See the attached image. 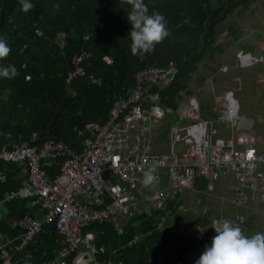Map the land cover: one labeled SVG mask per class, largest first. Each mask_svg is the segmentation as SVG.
Segmentation results:
<instances>
[{"label":"trees","instance_id":"obj_1","mask_svg":"<svg viewBox=\"0 0 264 264\" xmlns=\"http://www.w3.org/2000/svg\"><path fill=\"white\" fill-rule=\"evenodd\" d=\"M257 1L144 0L150 14L165 16L169 35L141 58L131 54L127 19L131 6L125 0H30L35 7L27 13L21 11L20 0H0V39L11 48L0 66L14 65L19 72L12 79L0 77V150L14 152L26 146L39 152L46 144L62 143L79 152L87 124L105 122L116 101H128L137 89L138 73L173 63L178 74L161 91L160 100L171 111L158 132L169 136L182 97L191 94L190 82L199 65L223 53V47L215 46L218 24ZM230 32L236 37L237 32ZM142 101L148 107L152 104L144 96ZM200 108L205 120L208 113ZM218 114L214 113L215 121ZM65 160L61 155L42 157L45 177L56 179ZM30 162L0 160V201L30 179ZM205 183L199 178L196 185L205 188ZM147 204L134 217L122 218L120 229L114 221L96 222L85 229L94 235L98 262L146 264L159 253L170 261L204 249L216 234L209 217L197 218L196 228L185 234L176 233L175 229L194 218L178 211L186 208L180 193L163 206L173 215L159 231L157 218L167 209ZM51 206L34 189L0 206V264H76L78 253L66 258L61 254L67 245L55 220L46 221ZM26 218L41 224L28 241L22 226ZM241 226L246 235H252L249 221ZM203 227L205 239L200 235ZM135 237L139 240L131 245Z\"/></svg>","mask_w":264,"mask_h":264},{"label":"built area","instance_id":"obj_2","mask_svg":"<svg viewBox=\"0 0 264 264\" xmlns=\"http://www.w3.org/2000/svg\"><path fill=\"white\" fill-rule=\"evenodd\" d=\"M238 60L241 68L258 64L264 67L263 56L241 53ZM176 72L173 65L167 68L151 66L138 73L137 89L133 96L128 101H116L105 122L87 124V137L79 152H72L62 143L46 144L39 152L36 148L26 146L19 147L14 152L0 150V160L31 161L30 179L18 191H13L2 199L0 206L7 200L34 189L41 199L51 202L46 221L55 220L58 233L63 236L67 245L61 254L66 258L71 253H78L76 264H116L98 262L94 235L85 229L96 222L105 221L116 222L120 229L122 218H132L142 212L144 189L155 190L149 196V202L155 209H167L164 207L169 200L184 190L194 189L199 178L206 181L207 191L213 192L214 184L222 176L231 175L236 180L237 187L229 202L239 207L246 206L252 194L263 204L260 212L264 215V138L256 132L261 116L241 114V105L231 99L228 91L220 96L217 121L233 132L230 148L214 142L213 132L207 131V124L212 123L204 120L200 114L198 99L193 94H188L181 120L188 122L187 131L189 130L192 144L181 153L151 152L152 130L171 111L161 104V91L176 77ZM260 75L259 83L264 89V73ZM156 86L158 88L155 89ZM143 96L152 101L149 107L142 101ZM181 130L180 123L173 127L174 134ZM133 135H137L139 141ZM58 155L66 156L61 173L54 180L47 179L42 169V157L55 158ZM152 168L155 169L158 180L152 185L144 186L143 175ZM161 171H165L168 177L167 188L160 187ZM178 211L183 215L195 216L206 213V210L192 211L187 208H179ZM172 215L168 209L160 215L156 230L164 229L168 216ZM218 219L226 218H212L211 225ZM243 221V216L236 215L234 224L240 225ZM22 226L27 234L26 241L33 239L41 229L39 221L30 218H26ZM200 235L205 239V230L202 228ZM138 240L139 237H135L131 245H136ZM201 253L189 252L170 261L166 260L164 253H159L148 259L146 264L195 263Z\"/></svg>","mask_w":264,"mask_h":264},{"label":"rangeland","instance_id":"obj_3","mask_svg":"<svg viewBox=\"0 0 264 264\" xmlns=\"http://www.w3.org/2000/svg\"><path fill=\"white\" fill-rule=\"evenodd\" d=\"M217 28L219 30V35L216 43L228 48V52L225 53V55L217 54L216 56L218 59L227 57V67L225 66L224 73L219 74L221 69L218 68L217 70V63H207L204 61L195 72L193 80L190 82L191 94L198 99L200 106L203 108L204 106L213 104L218 95L221 96L222 93L228 91L231 95V99L237 101L241 105V114L247 112L253 117L260 114L262 121L260 125H262L264 124V110L262 109L264 89L259 83V75L264 73V67L258 64L249 68H241L238 58L241 53L264 57V0H258L245 12L238 8L237 12L219 23ZM231 30L237 32L235 35L236 37L232 36ZM236 51L238 52L235 55V59H232L230 54ZM220 96L217 100L218 108ZM258 107L261 109V113H257L256 110ZM199 112L202 114L201 108ZM184 124L186 123L182 124V130L179 132V136L181 138L183 137L181 143L177 145L179 148H184L187 140L190 138L187 132L188 125L183 126ZM209 128L210 125L208 124L207 130H209ZM182 133H184L183 136H181ZM175 143L176 141H170L168 139L161 140L158 138V141L155 143V150L157 152H173L174 146H176ZM235 187L236 182L231 177L223 176L215 185V191L213 193L208 194L206 191L203 193H196L194 191L185 190L182 192L181 200L186 204L184 206L187 207V209L190 206L195 208L196 205H198L197 202L199 200L193 199L194 195L201 200H205V206L208 205L209 201L214 200L223 208L224 204L222 205V201L215 198L214 195L218 194L226 199L230 198V194H232V191L234 192L233 189H235ZM151 193L152 191L143 193L142 195L144 199H147L148 204H150L149 196ZM251 199L253 200H251L247 207H240L237 210L243 217L247 216L245 220L250 223V234L264 232V215L260 212L262 203L256 196H251ZM230 206L232 209H236L231 203ZM150 208L155 209L152 204H150ZM213 209L212 212H214V214H219L215 208ZM248 217L252 218V221ZM192 228L196 227L191 225L190 222H185L175 229V231L176 233L180 231V233L185 234L188 229Z\"/></svg>","mask_w":264,"mask_h":264},{"label":"clouds","instance_id":"obj_4","mask_svg":"<svg viewBox=\"0 0 264 264\" xmlns=\"http://www.w3.org/2000/svg\"><path fill=\"white\" fill-rule=\"evenodd\" d=\"M125 2L131 6L127 16L131 24V54L143 58L169 35L166 18L159 12L150 14L144 0ZM20 4L21 11L25 13L35 7L30 0H20ZM10 52L7 41L0 39V60L6 59ZM18 74L14 65L0 66V77L12 79ZM157 180L152 168L144 173L142 183L149 186ZM211 227L216 234L211 238V243L204 246L195 264H264V232L246 235L239 225L228 219L215 220Z\"/></svg>","mask_w":264,"mask_h":264},{"label":"crops","instance_id":"obj_5","mask_svg":"<svg viewBox=\"0 0 264 264\" xmlns=\"http://www.w3.org/2000/svg\"><path fill=\"white\" fill-rule=\"evenodd\" d=\"M215 46L216 47H219V46H221V47H223V53H217V54H221V55H225V53H227L228 52V48H225L224 46H222V45H218L217 43L215 44ZM238 51H236L235 53H232V54H230L231 55V58L233 59H235V55H236V53H237ZM216 54V55H217ZM214 56L213 58L212 57H207L206 59H205V62H207V63H211V62H215V63H217L216 65H217V70H218V68H220L221 69V72L219 73V74H222V73H224V71H225V66L227 67V64H228V58L227 57H221V59H218L217 58V56ZM230 62V61H229ZM235 62V61H234ZM204 63V62H203ZM236 63V62H235ZM174 65V67H175V69H176V75L178 74V68H177V66L175 65V64H170L169 66H167V67H171V66H173ZM201 65V64H200ZM200 65H199V67H200ZM159 67V66H158ZM167 67H164V68H167ZM199 67H198V69H199ZM195 74V73H194ZM194 76V75H193ZM255 83L257 84V82L255 81ZM188 95V94H187ZM186 94H184V96L182 97V101H181V104H180V107H179V111H178V113L177 114H175L174 115V122H173V124H172V128H171V133H170V135L169 136H166V137H161L160 135H159V130H160V128L161 127H163V125H164V119L166 118V117H168L169 115H170V113L163 119V120H161L159 123H158V125H156L154 128H153V130H152V134H151V137H150V148H151V152L152 153H154V154H168V153H171V151L170 152H157L156 150H155V143L158 141V138H160L161 140H166V139H168V140H170V141H176V146H174V149H177V150H174L173 149V152L174 153H181V152H184V151H186L189 147H190V145L192 144V140H191V136H190V138H189V140H187V142H186V146L184 147V148H179L177 145H179L180 143H181V141H182V139H183V137L181 138L180 136H179V133H177V134H174L173 133V127L176 125V124H183V123H186V124H184L183 126H187L188 125V123H187V120H184V121H182L181 120V112L184 110V104H185V100H186V96H187ZM219 96L220 95H218L217 96V98H216V100H215V102L213 103V104H210V105H208V106H204L203 107V109L205 110V111H207V113H208V115H206V116H204L205 117V120H207V121H210L211 123H212V125L211 124H209L210 125V128H209V130H207L209 133H211V132H213V137H214V142L216 143V144H219V145H222V146H224L225 148H230L231 146H232V143H233V132L230 130V128H228L227 126H225V125H223L222 123H220V122H218L217 120L215 121V119H214V113H216L217 114V112H218V110H219V108H218V98H219ZM262 109L264 110V96H263V105H262ZM215 111V112H214ZM217 111V112H216ZM257 111V113H261V109L258 107V109L256 110ZM244 114L245 115H247V116H251V117H253L250 113H247V112H244ZM250 114V115H249ZM257 115H260V114H257ZM177 119V120H176ZM176 121V122H175ZM262 123V121H260L258 124H257V126H256V132H257V134H258V136H260L261 138H264V124H262V125H260ZM208 125V124H207ZM260 125V126H259ZM182 132H184V131H182ZM188 132V131H187ZM188 134L190 135V133L188 132ZM184 135V133H182L181 134V136H183ZM133 137L135 138V140L136 141H139L138 139H137V135H133ZM186 141V140H185ZM160 176H161V185H160V187L161 188H167V186H168V177H167V175H166V172L165 171H161L160 172ZM226 176H228V177H231L235 182H236V180L234 179V177L233 176H231V175H226ZM223 177V176H222ZM221 179V178H220ZM219 179V180H220ZM219 182V181H218ZM217 182V183H218ZM216 183V184H217ZM216 184H214V190H213V192L215 191V185ZM198 187V185H196L195 186V188L194 189H191L190 191H194V192H196V193H203V192H205L206 191V193H208V194H211V193H213V192H208L207 191V189H206V183H205V188H197ZM236 187H237V182H236ZM236 187H235V189H233L234 190V192H235V190H236ZM152 191V193H153V191H154V189H144L143 191H142V193H149V192H151ZM185 191V190H184ZM183 192V191H182ZM180 193L181 194V196H182V194L183 193ZM234 192L232 191V194H230V198H225V197H223L222 195H218V194H215L214 195V197L215 198H217V199H219V200H221L222 201V205H223V208L220 206V205H218L217 204V202L216 201H214V200H212V201H209V203H208V205H206L205 206V200H201V199H199L196 195H194V198L193 199H197V200H199L198 202H197V204L198 205H196V207L194 208V207H188V209H190V210H194V211H204V210H206V213L205 214H200V215H198V216H195L194 215V218H193V221H191L190 223H191V225H194L195 227H196V224H194V222H195V220L197 219V218H203V217H209L210 219H212V218H216V217H225L226 219H228V220H230V221H232L233 223L235 222V220H236V215H241V213L239 214V211L237 210V209H239L240 207H244V206H235L236 207V209H232L231 208V206H230V202H229V199H231V197L233 196V194H234ZM252 195V194H251ZM251 195H250V197H251ZM253 197V196H252ZM251 200H253V199H249V201L247 202V204H246V207L249 205V203L251 202ZM255 201V200H254ZM216 202V203H215ZM144 203H147V202H145V201H142V204H141V209L143 210V204ZM148 205V208H150L149 206H150V204H147ZM233 205V204H232ZM261 205H263V204H261ZM262 207V206H261ZM187 208V207H186ZM213 208H215V210H217L218 212H219V214L217 213V214H214V212H212V210H214ZM242 216V215H241ZM246 217L247 216H245L244 217V221H243V223H245L246 222ZM249 218V217H248ZM251 221H252V218H249ZM240 227H242L241 226V224L239 225ZM202 229H205L206 230V228L205 227H203ZM203 248H201L198 252H203ZM198 252H196V253H198ZM195 253V252H194Z\"/></svg>","mask_w":264,"mask_h":264}]
</instances>
